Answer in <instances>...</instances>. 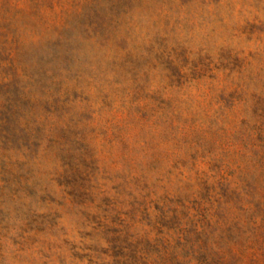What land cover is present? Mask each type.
<instances>
[{
  "label": "rangeland",
  "instance_id": "1",
  "mask_svg": "<svg viewBox=\"0 0 264 264\" xmlns=\"http://www.w3.org/2000/svg\"><path fill=\"white\" fill-rule=\"evenodd\" d=\"M0 264H264V0H0Z\"/></svg>",
  "mask_w": 264,
  "mask_h": 264
}]
</instances>
